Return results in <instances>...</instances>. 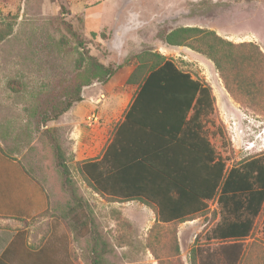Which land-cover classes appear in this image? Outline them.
I'll use <instances>...</instances> for the list:
<instances>
[{
	"label": "rangeland",
	"instance_id": "obj_1",
	"mask_svg": "<svg viewBox=\"0 0 264 264\" xmlns=\"http://www.w3.org/2000/svg\"><path fill=\"white\" fill-rule=\"evenodd\" d=\"M64 21L72 24L90 55L106 65L125 66L108 84L83 88V102L44 123L43 115L53 116L55 105L68 99L82 73L77 42ZM180 27L212 30L233 43H254L264 52V0H0V32H10L0 41V146L10 159L0 153V217L15 219L0 227V249L12 237L15 242V256L12 246L7 248L0 264H93V239L64 223L72 203L62 187L53 140L69 158L77 192L93 216L98 250L105 251L102 264H161L149 249L155 241L163 264H191L193 248L220 246L207 238L220 218L212 219L219 212L216 201L208 202L206 215L194 221L161 224L151 233L156 223L152 208L137 201H108L76 169L78 161L100 158L111 141L136 96L137 86L125 82L137 65L134 57L143 52L174 60L211 87L215 111L204 119L205 132L229 168L264 157V93L256 105L241 96L235 99L212 61L164 42L165 34ZM33 217L29 224L20 221ZM9 226L15 228L12 234ZM174 232L178 257L161 249L160 241ZM242 245L261 255L252 264H264V209ZM205 257L200 255L199 261Z\"/></svg>",
	"mask_w": 264,
	"mask_h": 264
},
{
	"label": "trees",
	"instance_id": "obj_2",
	"mask_svg": "<svg viewBox=\"0 0 264 264\" xmlns=\"http://www.w3.org/2000/svg\"><path fill=\"white\" fill-rule=\"evenodd\" d=\"M63 24L77 42V69L82 73L67 92L68 99L55 105L53 116L43 115L44 123L59 119L83 102V88L93 82L108 84L125 66L106 65L90 55L72 24ZM9 35L3 30L0 41ZM91 36L97 34L92 32ZM162 39L169 46L189 48L212 61L235 99L241 96L256 105L263 97L264 52L258 45L233 43L199 27H180ZM134 59L137 65L125 83L137 86L136 96L102 156L78 161V173L94 193L108 201H137L152 208L156 223L151 233L161 224L194 221L206 215L208 202L216 201L219 212L212 219L220 218L207 238L220 246L211 250L193 248L191 264H252L261 255H253L252 248L247 251L242 242L250 237L264 209V157L229 168L205 132L204 119L215 111L211 87L157 52H143ZM53 148L62 187L72 203L67 208L69 221L64 223L71 231L93 239V264H102L105 251L98 250V232L88 204L77 192L72 165L57 140H53ZM0 153L9 159L1 146ZM35 184L43 192L39 183ZM32 220L34 217L20 221L29 224ZM163 239L161 249L178 257L177 233L167 241ZM155 246L156 241L149 244V249L163 264L157 252L159 244ZM200 255L205 259L199 261Z\"/></svg>",
	"mask_w": 264,
	"mask_h": 264
},
{
	"label": "crops",
	"instance_id": "obj_3",
	"mask_svg": "<svg viewBox=\"0 0 264 264\" xmlns=\"http://www.w3.org/2000/svg\"><path fill=\"white\" fill-rule=\"evenodd\" d=\"M197 59H199V58H197ZM199 62L201 61V60H198ZM131 74V73H130ZM129 77V76H128ZM127 77V78H128ZM127 80V79H126ZM14 222L15 221V219H12V218H2V217H0V227H6L5 225H7V224H2V223H6V222ZM28 221H30V219H28ZM21 223V222H20ZM31 223V222H30ZM23 224H25V223H23ZM11 229H9V230H7L8 232H10L11 234H12V232H15V228L14 227H12V226H9ZM8 227V228H9ZM7 229V228H6ZM11 239V242L9 241L8 243H7V245H6V249L5 248H1L0 249V255L2 256L3 255V253L5 252V250H7V248H9V247H11V253H12V256H15V242L14 243H12V239H13V237L12 238H10Z\"/></svg>",
	"mask_w": 264,
	"mask_h": 264
}]
</instances>
